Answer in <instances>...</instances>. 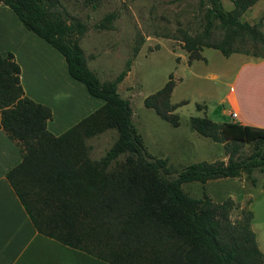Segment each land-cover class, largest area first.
Here are the masks:
<instances>
[{
	"label": "trees",
	"instance_id": "16d2710c",
	"mask_svg": "<svg viewBox=\"0 0 264 264\" xmlns=\"http://www.w3.org/2000/svg\"><path fill=\"white\" fill-rule=\"evenodd\" d=\"M89 1L96 6L100 0ZM259 1L233 0L235 8L228 12L221 0H207L210 18L204 36H185V46L191 51L215 49L230 57L249 55L250 45L255 60H264V17L253 25L240 21ZM0 5L58 51L69 76L103 102L55 136L48 129L51 108L26 96L14 55H0V129L21 154L20 164L6 178L38 233L109 264H264L250 210L243 212V221H232L233 200L215 204L207 195L192 198L182 188L242 173L258 186L252 174L264 173V129L216 123L206 116L192 118L193 129L224 144L229 159L192 164L174 176L168 158H155L147 151L134 126L131 104L118 91L130 63L114 81L103 83L75 39V34L85 33V26L68 24L51 0H0ZM114 18L106 17L99 27L107 28ZM213 19L224 32L221 42L211 41ZM162 90L164 96L172 93L171 81ZM165 105L168 113L146 101L147 108L178 126L167 115L173 107ZM110 130L117 132V140L102 159L93 160L88 140ZM245 146L254 150L241 158L238 154Z\"/></svg>",
	"mask_w": 264,
	"mask_h": 264
},
{
	"label": "rangeland",
	"instance_id": "374dc122",
	"mask_svg": "<svg viewBox=\"0 0 264 264\" xmlns=\"http://www.w3.org/2000/svg\"><path fill=\"white\" fill-rule=\"evenodd\" d=\"M51 1L53 9L62 14L68 24L85 26V33L75 34V39L84 51L89 68L101 82L114 81L130 63L118 91L130 102L134 126L150 155L168 158V167L174 176L192 164L228 162L225 145L199 135L191 126V120L205 117L207 111L211 121H225L218 109L226 92L225 83L234 76L240 62L256 58L250 45L247 46L251 49L249 55L236 53L230 57L215 49L204 47L191 51L185 46V36L194 39L204 36L210 18L207 0H100L96 6L89 0ZM221 1L226 11L234 10L233 0ZM110 15L115 16L111 25L99 27ZM263 17L264 0H260L240 17V21L253 25ZM213 23L215 30L211 41L221 42L224 32L220 22L213 19ZM38 55L45 58L42 52ZM24 57L25 62L33 65L27 58L30 56ZM41 71L49 76L50 84L38 85L40 90L34 91L35 96L51 108L53 124L60 127L59 131L68 129L78 116L103 104L92 98L83 84L59 74L54 76L49 67L43 66ZM170 81L172 93L161 95ZM27 84L30 87V82ZM147 100L166 113L169 109L165 103H169L173 112L167 115L177 120L178 126L163 120L155 109L147 108ZM116 140L117 132L112 130L88 140L92 159H102ZM253 150L252 146H245L238 155L246 158ZM252 178L258 185L264 184V173L258 170L253 172ZM182 188L192 198L203 199L207 195L215 204L233 200L236 207L231 219L243 221L254 186L248 174L242 173L238 178L212 180L206 184L189 183ZM254 212L253 227L259 230L263 228L261 208L257 207Z\"/></svg>",
	"mask_w": 264,
	"mask_h": 264
},
{
	"label": "crops",
	"instance_id": "0c3cea01",
	"mask_svg": "<svg viewBox=\"0 0 264 264\" xmlns=\"http://www.w3.org/2000/svg\"><path fill=\"white\" fill-rule=\"evenodd\" d=\"M39 52L47 60L39 56ZM8 53L14 55L21 67V84L26 96L38 103L45 105L37 99L34 91L40 90V84H50L49 76L41 71L43 66L49 67L54 76L59 74L60 77L72 79L63 56L43 39L26 30L8 7L0 5V55ZM24 55L30 56L27 58L33 65L24 61ZM44 76L48 77L47 80ZM26 80L30 82V87ZM225 84L226 92L218 105L220 115L226 118L222 124L238 123L264 129V60L244 59L234 76ZM102 105L98 104L85 115L78 116L70 127ZM232 113L238 114L237 120L232 119ZM207 114L206 111V117ZM53 121L48 123V129L55 136L70 129L68 126V129L66 127L59 131L60 127L54 126ZM20 162L18 147L0 129V264H109L38 233L6 178V174ZM250 194L249 210L253 220L256 217L254 210L261 208L263 228L256 229L252 222V229L258 247L264 254V184L254 187Z\"/></svg>",
	"mask_w": 264,
	"mask_h": 264
},
{
	"label": "built area",
	"instance_id": "2783aa9c",
	"mask_svg": "<svg viewBox=\"0 0 264 264\" xmlns=\"http://www.w3.org/2000/svg\"><path fill=\"white\" fill-rule=\"evenodd\" d=\"M231 117H232V119L235 121V120L238 119V114H237V113H232V114H231Z\"/></svg>",
	"mask_w": 264,
	"mask_h": 264
}]
</instances>
